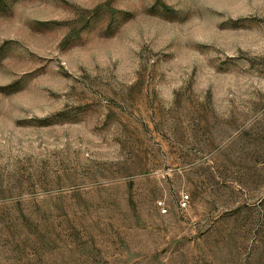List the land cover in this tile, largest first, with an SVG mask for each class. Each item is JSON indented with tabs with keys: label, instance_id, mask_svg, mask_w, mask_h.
<instances>
[{
	"label": "rangeland",
	"instance_id": "rangeland-1",
	"mask_svg": "<svg viewBox=\"0 0 264 264\" xmlns=\"http://www.w3.org/2000/svg\"><path fill=\"white\" fill-rule=\"evenodd\" d=\"M0 264H264V0H0Z\"/></svg>",
	"mask_w": 264,
	"mask_h": 264
},
{
	"label": "built area",
	"instance_id": "built-area-1",
	"mask_svg": "<svg viewBox=\"0 0 264 264\" xmlns=\"http://www.w3.org/2000/svg\"><path fill=\"white\" fill-rule=\"evenodd\" d=\"M189 200H190L189 195H183L179 201L180 209L182 210L186 209L188 206ZM158 206H159V209L162 211V213L166 214L168 212L162 202H159Z\"/></svg>",
	"mask_w": 264,
	"mask_h": 264
}]
</instances>
